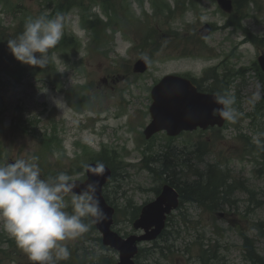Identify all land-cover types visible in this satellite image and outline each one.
Instances as JSON below:
<instances>
[{
    "label": "rangeland",
    "instance_id": "1",
    "mask_svg": "<svg viewBox=\"0 0 264 264\" xmlns=\"http://www.w3.org/2000/svg\"><path fill=\"white\" fill-rule=\"evenodd\" d=\"M105 1L108 5L115 3L116 8L122 7L121 2L128 4L132 17L140 21L134 17L126 29L122 27L124 31L118 27L107 29L104 35L107 43L104 44V39L98 44L95 32L84 28L82 9L62 16L64 34H74L83 47L76 53H49V63L44 69L58 74L60 86L54 87L47 75L39 77L30 71L18 81L21 62L9 48L0 47V164L34 155L38 157L43 179L52 173L66 172L75 181L86 182V166L92 158L105 149L108 156L116 151L120 160L116 161L117 174L104 187L103 194L116 211L113 230L123 238L143 234L133 226L134 211L155 201V190L164 185V181L145 168L146 164L161 169L166 156L175 152L186 165L166 170L162 178L181 186L198 179L194 169L205 171L209 165L218 164L230 172L235 186L244 183L252 190L253 197L235 190L230 201L213 212L187 202L170 216L167 229L158 240L140 245L142 251L135 261L137 264H198V249L203 243L205 249L211 248L218 255L214 264H251L244 257L242 233L255 240L259 254L264 257V225L261 231L256 226L264 223V162L258 153L250 152L252 145H258L257 140L258 146L264 144V107L256 108L264 100V84L256 73L246 71L245 78L235 82L242 98V109H237L241 115L235 123L229 121L222 129L184 133L176 138L160 133L147 140L144 135L150 122L152 88L164 76L200 78L210 67L223 61L234 69L251 67L264 51V42L257 47L246 42L241 31L222 28L230 15L219 8L217 0L198 1L196 8L188 9L185 15L177 13L171 18L166 12L155 15L152 0H98L94 4L87 0L85 4L92 6L93 13L106 21L109 17L104 14ZM168 2L175 5V0ZM13 3L21 7L17 18L0 3V23L8 28L9 37L16 34L14 26L23 12L37 15L46 1L13 0ZM247 10L250 15L244 21L245 27L264 40V0H253ZM108 12L115 16L112 10ZM124 15L128 18L127 12ZM205 23L220 27L205 44L195 37L193 43H186L180 37L197 34ZM153 29H157L158 38L162 37L161 47H154L146 38L145 30ZM143 56L149 58L150 70L137 75L133 65ZM22 65L39 70V67ZM89 83L91 87L84 89ZM258 91L262 98L251 102ZM83 95L92 100L85 108L79 104ZM55 100L65 106L57 107ZM22 113L25 119H39L37 124H30V128L36 126L34 132L26 134L18 129L23 126L18 124ZM46 132L48 138L53 134L57 137L56 142L52 141L53 153L42 142ZM202 145L209 151L204 161L198 162L191 153ZM65 201L69 211L71 195ZM101 239L102 234L90 226L87 233L66 242L71 256L58 264H116L119 253L104 246ZM75 255L80 258L73 259ZM0 264H33L2 226Z\"/></svg>",
    "mask_w": 264,
    "mask_h": 264
},
{
    "label": "clouds",
    "instance_id": "2",
    "mask_svg": "<svg viewBox=\"0 0 264 264\" xmlns=\"http://www.w3.org/2000/svg\"><path fill=\"white\" fill-rule=\"evenodd\" d=\"M64 28V18L59 14L51 19L47 14L29 18L24 31L8 40V48L22 64L45 68L49 50L60 42ZM261 98L258 91L251 102ZM215 102L221 106L214 110L216 114L232 123L237 121L241 113L234 107V95L217 94ZM54 103L59 108L65 106L60 100ZM76 187L74 178L66 172L43 179L38 157L34 155L0 164V226L33 264H58L67 260L70 252L66 242L90 230L85 218H93L91 223L104 218L95 185L88 184L81 192H75ZM69 194L71 213L66 210L69 205L65 201Z\"/></svg>",
    "mask_w": 264,
    "mask_h": 264
},
{
    "label": "water",
    "instance_id": "3",
    "mask_svg": "<svg viewBox=\"0 0 264 264\" xmlns=\"http://www.w3.org/2000/svg\"><path fill=\"white\" fill-rule=\"evenodd\" d=\"M220 1L226 10H232L230 1ZM210 32L209 26L201 31L204 37H207ZM260 62L264 70V56L260 58ZM147 68L148 65L144 60L136 65L137 72H144ZM153 97L155 102L151 112L154 121L145 130L147 139H151L161 131L176 137L184 131L224 125L223 120L220 122L218 118L213 117L214 110L217 108L215 98L199 95L190 82L178 77H166L153 90ZM87 176L85 183L76 181L77 187L74 191L81 192L88 184L95 185L96 198L104 213V218L100 219L96 225L104 235V244L119 251L120 261L117 264H136L133 259L139 251L138 243L153 241L161 235L166 227L167 215L180 205L179 193L170 185L164 186L158 198L143 207L139 219L134 223V227L137 230H144L145 234L123 239L112 230L114 209L107 204L103 196V187L112 176L111 170L108 167L90 164L87 167Z\"/></svg>",
    "mask_w": 264,
    "mask_h": 264
},
{
    "label": "trees",
    "instance_id": "4",
    "mask_svg": "<svg viewBox=\"0 0 264 264\" xmlns=\"http://www.w3.org/2000/svg\"><path fill=\"white\" fill-rule=\"evenodd\" d=\"M1 3L4 4L6 9L10 11L16 18L18 17L19 9H21L20 6L15 5L12 0H0ZM45 10L40 11L37 15H33L31 13H27L26 11L22 13V15L19 17L20 21V27L18 28V32L24 31L25 22L29 18H36L42 14H47L48 17L55 18L57 14L63 15L69 12L74 7H84V3H82L83 0H45ZM251 0H237V15L236 19L234 16V25L238 28H242L241 20L248 17V13L243 12V8L247 5H249V2ZM155 7L158 9L168 7L166 4L163 3V5L155 2ZM169 8V7H168ZM83 18L85 23H89V25L93 28L95 26L96 22H88L90 19V15L88 13V9H84ZM161 11V10H159ZM171 16H173V13H171ZM231 24V23H229ZM2 27L0 26V33H1ZM158 31L156 29H153L149 36L151 38L152 45H158L159 38L157 37ZM249 40L256 42L258 39L255 37L254 39L251 38L252 34L249 32H246ZM57 46H61L64 48L73 47L78 48L80 47V43L75 39L74 37H64L62 42L58 43ZM215 84L212 86V89L214 92L218 94H222L223 91V84L219 81L221 80L220 77L214 76ZM262 80H264V75L262 74ZM18 129H21L22 132L29 134L34 132L36 129V126H33L30 128V124H23V126H18ZM46 136V138L42 139V142L44 144V147L53 153V142L57 141L56 135H52L48 138L49 134L46 132L43 134ZM107 150H103L100 154L97 155V157L92 158V162L95 163H101L106 166H109L113 169L114 176L117 174L116 169V161H120L118 156L116 155L117 152L115 151L113 155L108 156L106 154ZM208 149L202 145L198 151H192L191 155L194 157V159L198 162H203L204 157L208 153ZM250 152L252 153H258L264 162V144L262 146H251ZM173 155V156H172ZM172 156V157H171ZM172 158V159H170ZM177 160V161H176ZM146 164V163H145ZM186 165L185 162H179V157L175 154V152H171L166 156V162H163L161 165V169L152 168L149 165H145V168L150 170L152 174L157 178L161 179V181H164V184L168 182V180H163L162 174L165 173V171L170 170L173 171L178 166H184ZM194 175L198 177L197 180L192 182H185L182 186L180 183H177L175 181H170L172 186H174L178 192L180 193V208L183 207L187 202H194L199 204L200 206H204L209 211L213 212L218 209H220L224 204L228 203L230 201V196L235 190H241L246 193L250 194V197H253L254 192L250 190L244 183H241L239 186H235L234 183L231 181L230 172L225 171L224 168H222L218 164H211L205 171L201 170H195ZM58 173H52V176L49 177H55ZM49 175V174H48ZM48 177V178H49ZM157 195L160 193L161 188H157L156 190ZM69 211L71 212L72 209L70 207ZM134 218L133 221L139 216L140 208H136L134 211ZM91 218H85V221L90 223L91 226H93V223H91ZM264 223L259 222L256 226L261 231L263 228ZM243 236V250H244V257L248 262L251 264H264V257L259 254L256 242L253 238L249 237L247 234L242 233ZM10 242L9 244H11ZM3 251V250H2ZM5 254H7L6 251H4ZM10 256V255H8ZM71 256V255H70ZM80 258L79 255H75L73 259ZM219 259L218 255L215 251H213L211 248L205 249V244H200L198 249V264H214L215 260Z\"/></svg>",
    "mask_w": 264,
    "mask_h": 264
},
{
    "label": "bare ground",
    "instance_id": "5",
    "mask_svg": "<svg viewBox=\"0 0 264 264\" xmlns=\"http://www.w3.org/2000/svg\"><path fill=\"white\" fill-rule=\"evenodd\" d=\"M180 162V161H179Z\"/></svg>",
    "mask_w": 264,
    "mask_h": 264
}]
</instances>
